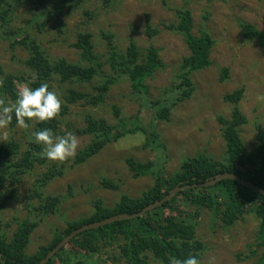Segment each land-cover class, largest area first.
<instances>
[{"label": "rangeland", "instance_id": "1", "mask_svg": "<svg viewBox=\"0 0 264 264\" xmlns=\"http://www.w3.org/2000/svg\"><path fill=\"white\" fill-rule=\"evenodd\" d=\"M35 2H20L8 28L19 30L22 27L23 30L38 6V12H49L55 6L54 0L43 5ZM182 10L191 13L193 34L200 37L202 32H207L215 45L211 51L212 66L193 75L195 93L192 99L173 109L169 123L156 122L153 110L143 107L139 96H132L129 82H120L112 87L103 105L88 107L80 103L70 107V114L62 119L59 131V136L68 132L76 135L79 142L77 155L92 141L91 137H79L77 134L86 129V117L92 115L115 126L113 109L116 107L121 110V119L128 127L139 126L159 134L166 150L156 152L145 149L147 137L139 133L108 146L84 166H74L75 155L64 162L51 161L25 176L18 186L17 201L2 213L6 226L4 232L9 240L13 238L20 222L29 218L39 222L43 217L39 211L40 203L28 200L39 178L53 167H67L64 177L51 182L43 190L44 198H61L62 204L57 215L44 217L35 230L28 254H35L41 246L51 243L54 230H64L67 221L89 218L94 201L101 199L106 207L111 208L122 195L139 198L153 188L155 178L148 176L134 179L126 164L127 159L142 164L154 162L165 177L173 176L185 160L199 155L223 160L227 145L218 118L231 119L236 106L226 103L224 98L240 89H244V96L237 107L248 121L241 130V139L248 153L258 147L256 128L264 127V46L247 39L241 26L251 25L264 35V0H91L72 12L64 8L60 16L44 30L38 32L33 29L30 35L40 44L52 64L65 60L69 64L86 66L73 45L78 35L91 33L95 53L105 75L112 72L106 58L109 49L102 38L103 33L113 35L115 46L123 53L132 41L141 55L154 47L159 51L165 67L147 85L151 89L152 100L158 101L163 97V91L175 83L184 59L191 55L183 37L169 28L170 25L178 24L177 12ZM147 22L153 31L159 32L152 39L147 35ZM4 33L0 32V67L7 75L33 78V72L27 67L29 52L20 46L12 48L13 42L21 36L8 39L2 35ZM223 70L228 71V78L224 82L221 77ZM100 84L99 79L92 84H65L56 79L50 86L61 104H65L69 91L94 96L97 94L95 88ZM9 104L7 106H13V103ZM32 123L35 125L37 120L33 119ZM32 133L33 127L29 130L21 127L11 130L7 124L0 127V144L15 140L22 146L24 154ZM105 179L119 185L120 192L104 189L102 181ZM180 198L176 201V204H181L178 221L184 222L191 218L196 225L197 238L205 246L200 264H262L264 248L259 242L262 221L253 208L240 212L239 220L227 227L209 211L202 210L198 214L196 208H186ZM116 254L115 246L104 251L101 255L102 264H112L109 258ZM98 258H95L97 263ZM150 264L158 263L151 259Z\"/></svg>", "mask_w": 264, "mask_h": 264}, {"label": "trees", "instance_id": "2", "mask_svg": "<svg viewBox=\"0 0 264 264\" xmlns=\"http://www.w3.org/2000/svg\"><path fill=\"white\" fill-rule=\"evenodd\" d=\"M25 0H0V32L8 39L21 36L13 42L16 46L26 49L30 58L27 67L33 72V78L27 76L7 75L0 67V100L5 105H15L18 98L17 86L28 84L32 88L39 87L42 83L49 85L59 79L61 83L81 82L92 84L96 79L101 84L95 88L96 95L69 91L62 104L60 113L51 121L39 122L34 125L29 121V127L19 126L15 118L8 123L11 130L18 127L29 130L33 127L28 148L22 154V146L15 140H9L0 144V264H40L47 255L54 250L67 236L76 230L92 224L101 223L108 219L121 215L142 214L155 203L163 201L172 190L186 186L203 185L221 175H237L245 181L264 190V127L257 126L258 147L248 153L241 139V130L248 123L237 105L242 101L244 89L227 95L224 101L235 105L230 120L219 117L218 121L223 127V137L227 145L226 156L223 160L211 156L199 155L183 162L181 169L171 177H165L154 162L142 164L134 159H127L126 164L134 179L152 176L155 178L153 188L149 189L139 198L122 195L119 201L111 208L106 207L103 200L98 199L92 203L93 212L89 218L80 221H67L64 230H54L51 243L41 246L35 254H28L27 250L32 243V235L44 221V217L57 215L62 204L61 198H44V188L67 173V167H53L42 175L36 183V187L28 200H37L40 203L39 211L43 216L39 222L30 218L22 221L18 229L9 240L6 226L3 224L2 213L18 199V186L23 178L31 174L37 167L46 166L51 161L44 158L41 153L43 145L35 142L34 133L45 128L49 129L53 136H59L62 119L70 114V107L84 103L88 107L103 105L113 86L120 82H129L132 96L142 99V106L153 110L155 121L169 123L172 111L179 104L192 99L195 93L193 75L207 70L212 66L211 51L215 42L207 32H202L200 37L193 34V19L191 13L186 10L178 11L179 22L170 25L169 28L176 34H180L190 50V57L185 58L176 77L175 83L163 91V97L153 101L150 87L147 82L165 64L159 57V51L151 47L145 55H141L136 44L132 41L125 53L120 52L115 46V37L111 34H102V38L108 45V63L111 69L110 75H105L103 66L98 62L95 53L93 35L83 33L78 35L73 47L80 52L82 61L86 66L69 64L65 60L51 63L42 50L40 44L33 39V29L41 32L53 20L60 16V12L67 8L68 12L75 11L91 0H54L55 6L49 12H38L19 30L8 28L11 26L16 7ZM35 2L34 0H26ZM49 0L37 1L43 5ZM40 5V6H41ZM86 16L90 17L89 13ZM147 35L154 38L158 31H153L147 22ZM247 39L255 40L264 46V35L253 26L243 24L241 26ZM2 36V37H3ZM222 81L228 78V71H222ZM116 125L111 126L105 120L95 119L92 115L86 117V129L77 132L79 137H91V143L82 149L74 158V166L81 167L98 157L108 146L118 143L127 136L143 133L147 139L145 149L159 152L166 147L160 141V135L143 129L139 126L128 127L121 119V110L113 109ZM102 187L106 190L120 192V186L116 183L103 180ZM181 197V203L186 208H196L200 214L202 210L209 211L215 218L222 220L225 226L230 227L239 220L238 214L246 209L253 208L254 213L262 221L259 234V242L264 248V198L250 190L240 186L237 182L222 181L214 187H198L184 190L175 195L163 207L144 213L134 220L109 225L98 230L86 232L71 241L48 264H102L104 251L116 247L118 254L110 256L112 264H150L153 259L158 264H170L175 257L183 261L189 256H194L201 261L205 246L197 238L196 225L191 218L184 222L178 221L181 204H176ZM200 216V215H198ZM98 258V263L96 257ZM264 264V256L262 258Z\"/></svg>", "mask_w": 264, "mask_h": 264}, {"label": "clouds", "instance_id": "3", "mask_svg": "<svg viewBox=\"0 0 264 264\" xmlns=\"http://www.w3.org/2000/svg\"><path fill=\"white\" fill-rule=\"evenodd\" d=\"M61 107L60 98L54 91L49 90L47 83L36 88L23 84L19 87L15 105L9 107L0 100V127L6 126L12 120L13 112L18 125L27 128L28 122L33 119L41 123L53 120L60 113ZM34 138L37 144L43 145L41 155L50 161L64 162L73 158L79 144L75 134L68 132L64 136H53L47 128L35 132ZM170 264H199V261L194 256L183 261L173 257Z\"/></svg>", "mask_w": 264, "mask_h": 264}, {"label": "water", "instance_id": "4", "mask_svg": "<svg viewBox=\"0 0 264 264\" xmlns=\"http://www.w3.org/2000/svg\"><path fill=\"white\" fill-rule=\"evenodd\" d=\"M227 180H231V181H235L237 182L240 186L250 190L251 192L258 194L260 196H262L264 198V190L251 184L250 182L245 181L243 178H241L240 176L237 175H221L216 177L214 180L203 184V185H195V186H186L183 188H177L174 189L170 192V194L161 202L155 203L154 205L150 206L149 208H147L145 210L144 213L146 212H151L154 210H157L161 207H163L164 205H166L175 195L181 193L184 190H190L193 188H198V187H214L215 185L219 184L222 181H227ZM144 213L142 214H136V215H121L118 217H114L111 219H108L106 221H103L101 223H97V224H92V225H87L84 226L78 230H76L75 232H73L71 235L67 236L54 250H52L47 257L41 261L40 264H48L58 253H60L71 241H73L74 239H76L78 236L89 232V231H94V230H98L100 228L109 226V225H113L116 223H121V222H125L127 220H134L137 219L139 217H141Z\"/></svg>", "mask_w": 264, "mask_h": 264}]
</instances>
